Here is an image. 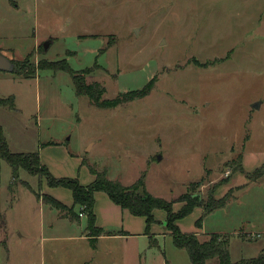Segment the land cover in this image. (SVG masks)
I'll return each mask as SVG.
<instances>
[{
    "label": "rangeland",
    "instance_id": "1",
    "mask_svg": "<svg viewBox=\"0 0 264 264\" xmlns=\"http://www.w3.org/2000/svg\"><path fill=\"white\" fill-rule=\"evenodd\" d=\"M0 53L89 69L86 82L103 86L106 100L153 81L147 97L100 109L77 95L68 72L0 71V97H14L13 108L0 107L11 152L39 153L55 178L90 184L93 168L130 187L145 174L148 192L167 201L204 180L206 200L215 185L245 176L244 155H264V0H0ZM18 175L0 159V264H192L165 211L150 235L107 225L93 244L86 215L60 218L43 201L69 203V189ZM246 179L200 229L202 210L177 223L202 241L228 236L233 264L264 255V176Z\"/></svg>",
    "mask_w": 264,
    "mask_h": 264
},
{
    "label": "trees",
    "instance_id": "2",
    "mask_svg": "<svg viewBox=\"0 0 264 264\" xmlns=\"http://www.w3.org/2000/svg\"><path fill=\"white\" fill-rule=\"evenodd\" d=\"M32 56L33 54L28 55L23 61L15 62L12 60L16 65V74L29 79L36 77L38 71L45 69H50L55 72H68L72 76L77 95L88 97L91 104L100 109H114L123 104L143 99L150 94L153 88V81H151L142 90L124 93L116 99L106 100L103 99L106 93V89L103 86L99 83L88 84L86 82V77L91 74L89 69L81 72H74L64 60L59 62H48L43 60L35 64L31 62ZM8 104H10L12 108L14 107L13 97L7 100L0 99V107ZM0 159L6 161L12 167L13 180L19 177L18 172L20 170H25L29 174L43 176L50 188L69 189L72 192L74 200L72 207H67L59 200L48 195L43 197V201L58 211L60 218L79 221L81 214L83 216L86 215L88 236L92 241L97 240L105 232L102 228L96 227V215L94 212L96 204L95 195L98 192H103L108 195L109 199L114 204L124 210H128L133 216L145 218L147 223L146 235H150L152 225L157 223L154 212L156 210L165 211L167 215L166 229L171 235L175 247L185 250L192 264H208L209 261L214 259H218L219 264H233L228 248V236L212 234L207 240L202 241L197 234H186L182 232L177 224L178 221L190 216L196 209H201L203 215L196 221V226L200 229L205 216L225 207L227 203L232 200L233 194L230 191L225 197L217 200L215 198V193L220 188L219 185L214 186L206 200L198 193V190L204 182V180H201L189 184L186 192L178 199L167 201L148 192L145 185V174H143L132 186L126 187L119 181L109 180L106 172H99L96 169L90 168L91 173L95 176V181L88 186H83L78 179L55 178L52 176L49 169L42 165L40 155L37 152L30 154L12 153L1 127ZM240 166V173L245 174L246 178L251 181H256L264 176L263 168L258 169L253 174L246 173L243 167V157ZM176 204H181L178 211L174 209ZM76 207L80 208L79 215L75 211ZM93 244H95V242H93ZM238 264H264V255L260 256L258 259L243 261Z\"/></svg>",
    "mask_w": 264,
    "mask_h": 264
},
{
    "label": "crops",
    "instance_id": "3",
    "mask_svg": "<svg viewBox=\"0 0 264 264\" xmlns=\"http://www.w3.org/2000/svg\"><path fill=\"white\" fill-rule=\"evenodd\" d=\"M9 59H11V58H9ZM10 97H13V96H10ZM10 97H8V98L0 97V99L1 100H7ZM1 107H3V106H1ZM55 145L58 146V144H55ZM44 152L45 151H43L42 153H44ZM24 154H27V153H24ZM40 160H41V157H40ZM243 161H244V169L248 173H250L256 167H258L259 165H261V164L264 163V155L263 154L257 155V154H253V153L246 154V155H244ZM41 163H42V165H44V166L47 167V165L45 163H43L42 160H41ZM94 181H95V177L91 180L90 184H92ZM246 183H247V179H246L245 176L244 177H233L230 180V183H228L226 186L220 187L216 191L215 198L217 200L222 199L233 188H235L237 186H240L241 184L242 185H245ZM90 184H83V186H88ZM53 189H60V188H53ZM102 193L103 192H98L95 195L96 204H95L94 212H95V215H96V227L102 228L104 230V227H106L107 225H109V226L111 225V226H115V227H122L127 232H130L129 233L130 236H142V235H146L147 223H146V219L145 218L133 216L128 210H124L121 207L117 206L110 199H109L110 200L109 201L107 199V197H108L107 194H105L107 197L105 195L104 196L103 195H100ZM59 194H62V193L60 192ZM48 196H52L53 198L59 200L61 203H63L67 207H72L73 204H74L72 192H71L70 202L69 203H66V202L64 203L63 201H61V199H59L58 197H55L53 195H48ZM65 197H66L67 200L69 199V197H68L67 194H65ZM98 198H99V201H98ZM99 204L103 205L105 207V209H102L101 207H99ZM179 206L181 207L180 204H176L174 206L175 211H178L179 210V208H180ZM177 207H178V209H177ZM102 210H103V213L101 212ZM196 210H198V211L201 212V209H196ZM156 212H157V210L154 212V216H156ZM102 215L104 217H102ZM82 217H84V216H82ZM177 223H179V221ZM178 226H179V224H178ZM126 231L122 230V232H125V233H122V235L123 234L128 235V233H126ZM98 240H99V238L95 241V244H97Z\"/></svg>",
    "mask_w": 264,
    "mask_h": 264
},
{
    "label": "water",
    "instance_id": "4",
    "mask_svg": "<svg viewBox=\"0 0 264 264\" xmlns=\"http://www.w3.org/2000/svg\"><path fill=\"white\" fill-rule=\"evenodd\" d=\"M50 46L49 44H46L44 46V48L47 50ZM0 71L2 72H9V73H14L16 72V65L14 62H12L11 59H9L8 57L2 55L0 53ZM254 108H259V104L254 105Z\"/></svg>",
    "mask_w": 264,
    "mask_h": 264
},
{
    "label": "built area",
    "instance_id": "5",
    "mask_svg": "<svg viewBox=\"0 0 264 264\" xmlns=\"http://www.w3.org/2000/svg\"><path fill=\"white\" fill-rule=\"evenodd\" d=\"M83 215L81 214V217H82Z\"/></svg>",
    "mask_w": 264,
    "mask_h": 264
}]
</instances>
